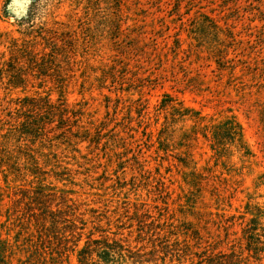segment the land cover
<instances>
[{
  "label": "rangeland",
  "instance_id": "rangeland-1",
  "mask_svg": "<svg viewBox=\"0 0 264 264\" xmlns=\"http://www.w3.org/2000/svg\"><path fill=\"white\" fill-rule=\"evenodd\" d=\"M15 52L48 55L62 82L29 77L25 91L12 90L3 71L41 67L11 64ZM59 87L69 117H45L56 145L45 147L66 182L46 165L44 184L76 199L85 219L123 225L124 245L147 257L129 264H264L240 244L245 203L264 206V185L255 188L264 174V0H0V141L24 117L20 101L48 93L58 107ZM229 119L249 155L234 138L220 156L212 149V128ZM6 176L0 239L17 248L0 264H79L51 256L71 254L63 242L39 254L24 247L36 238L29 190L40 185ZM185 228L199 240L165 247L167 236L153 238ZM234 249L246 261H226Z\"/></svg>",
  "mask_w": 264,
  "mask_h": 264
},
{
  "label": "trees",
  "instance_id": "trees-1",
  "mask_svg": "<svg viewBox=\"0 0 264 264\" xmlns=\"http://www.w3.org/2000/svg\"><path fill=\"white\" fill-rule=\"evenodd\" d=\"M44 56L38 60V55L28 56L25 53L15 52L11 57V64L19 66L22 64L21 59H26L31 65L41 67L34 71L17 68L12 71L5 70L2 72L1 78L7 79V85L12 90L22 88L24 91L27 89L25 82L28 81L29 77L39 80L54 77L55 81L62 82V74L55 69H48L49 65L44 60L49 57L48 55ZM53 57H50V59L54 60ZM50 63L53 64L52 61ZM56 89H59L58 107L52 104L51 95L48 93L43 97L26 98L20 101L18 108L24 117L14 118L16 119L14 127L7 130L6 135H3V141H0V174H4L6 178V175L13 176L15 180H24L25 177H29L33 180L28 181L29 183L33 184L36 181L40 185L29 190L34 192L28 201L34 210L32 211L30 226L32 225L36 230V238L24 247L32 249L39 254L40 245L43 243L49 242L51 247H55L59 242H63L67 251L71 252V254L66 255L63 253L64 250L61 247L62 249L60 248V250L52 253L51 256L55 257L57 255L61 261H71L70 255H76L79 264H129V261H147L145 253L142 255L139 250L133 252L124 245V242H128V234L124 235L123 231L126 229L122 228L123 225L106 223L104 227L101 221L97 219L104 216H93L90 219H85L88 211L76 199H73L66 191L56 189L52 184H44L46 180L42 177L46 176V172L43 170V166L45 167L49 164L52 158V153L46 152L45 144H49L50 152H54L56 146L55 141L48 139L45 134L47 127L52 123L50 118L45 117H50L55 112L59 114L60 122H63L65 117H69L67 109L62 107L67 102L63 98L65 89L63 87ZM8 109L14 113V109L12 110L11 107H8ZM15 110L18 111V109ZM212 130V139L214 140L212 149L218 156L225 151L222 142L229 138L237 140V148L242 154H250L245 147L243 129L235 120L229 119L213 127ZM224 136L229 137L224 138ZM36 139H41L44 142H41L39 146L35 142ZM46 167L52 168L51 172L55 180L66 182L64 177H62L63 173L56 171L60 168L57 163ZM24 182L27 181L25 180ZM263 185L264 174L256 183L255 188L258 189ZM244 209V216L248 219L242 231L243 237L241 241L243 243H240L241 249L243 248L249 254L248 257L250 259L261 261L264 258V206L260 204L253 205L252 201L248 200ZM104 218L106 219L107 217ZM107 222H111L110 217ZM111 226L117 229L115 233H111ZM160 231V229H156V234L153 238L160 241L161 237L167 236L169 241L165 247L180 246L182 243L180 238H183L184 243H188L192 239L199 240L198 231H191L190 229L187 230L188 233L183 234L172 233L171 231V234L164 233L163 235ZM97 234L98 238L95 237ZM107 234H114V237L109 238ZM173 237L174 240L170 244V240ZM82 242L83 245L81 246ZM67 244H72V246L68 247ZM8 248L12 251L17 247L12 240L0 239V261H3V263L10 261ZM156 252V249H153L149 254L155 255ZM240 254L241 252L234 249L228 255L222 256H226V261H246Z\"/></svg>",
  "mask_w": 264,
  "mask_h": 264
}]
</instances>
